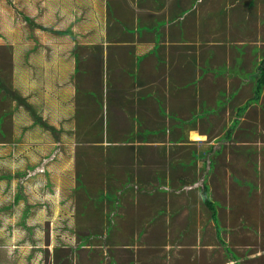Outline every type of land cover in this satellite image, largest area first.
Listing matches in <instances>:
<instances>
[{
	"label": "rangeland",
	"instance_id": "obj_1",
	"mask_svg": "<svg viewBox=\"0 0 264 264\" xmlns=\"http://www.w3.org/2000/svg\"><path fill=\"white\" fill-rule=\"evenodd\" d=\"M68 1L72 2L73 6H79L75 0ZM177 1H171V6L173 7ZM185 1L189 2L190 7L195 2V0ZM207 1H209L207 13H201L203 19L194 17L195 13L200 12L192 7L188 9V6L182 9L183 16H189L192 24H190L191 32L195 33L191 39L197 43L201 42L200 48H203V52H207V60H198L200 64H205V69L202 71L207 72L208 70L215 76L225 77L235 69L237 75H241L240 71H243V75L249 77L248 67L260 64L264 60H248L246 61L248 65L243 62L245 67L236 66L235 63L239 65L242 62L238 59L236 45L242 40L247 44L245 46L255 48L247 54L253 55L257 50H259L258 53H264V49H262L264 47V0H237V2L233 0L235 5L231 8L227 5L228 0ZM64 6L65 0H0V129L4 138L11 142L10 145L13 142L11 133L14 122H21L23 126L28 127H31L35 120L43 122L42 114L38 113L40 106L37 111L31 106L35 105L34 103L29 104L13 89L17 86L14 66L21 63L24 66H29V58L32 57L30 66L37 70L43 68V56L46 58L45 55L47 52L49 53L42 44L46 41L47 31H43V27L45 29L60 27V12ZM177 16L179 15L177 14ZM175 21L177 23L173 25L176 28L187 26L185 21H181V24L178 25V18ZM206 32L207 35H205ZM234 35L238 39H235ZM172 37L176 38V34ZM180 38L182 39L181 34ZM167 40L170 41L168 36L164 43ZM174 44L175 46L166 52V57L163 54L165 64H167L171 51L177 46H183ZM159 47L158 45L157 48ZM217 47H219V52L216 50ZM226 50L231 53V57L228 60L226 58L227 61L224 62ZM44 51L46 52L44 53ZM34 55H38L36 62L33 60V58L35 59ZM155 56L159 59L160 53H155ZM182 57L180 56L178 60L182 61ZM39 62H41L40 66L33 65ZM189 64L195 66L196 60L190 59ZM171 65L172 62H168V66ZM184 77L185 74H183ZM221 83H218L217 77L207 75V83L203 84L199 99L195 97L198 90L192 89L195 96H191L190 88L183 89L180 84L176 86L173 84V87L177 94V100L186 99L189 110L182 109L184 112L195 110V112L207 113L206 117L201 118L203 125L200 124L201 127H207L206 146L207 160H209L207 186L211 197L219 202L217 205L219 226L224 230H220V227L215 225L211 218V211L207 206L202 208L205 214L198 212L197 216L193 212V209L195 212H197L196 209L200 211L199 204L195 200L197 197L191 195L187 197L185 190L177 194L174 190L177 185L174 175L169 177L171 184L165 185L168 175L163 165H160L159 158H151L150 161L145 162H143L145 158H142L141 162L135 166L136 172L128 173L130 181L140 185L141 182H138L139 175L137 174L141 173L140 175L143 177L146 173L145 181H149L151 176H154L155 173L160 174L161 171L164 190L163 194L158 196L159 198L157 196L151 198L153 203L157 202V206H153V210L152 208L151 210H136L137 216L146 218L137 226V230L147 232L146 236H139L142 246L146 248L144 250L132 248L131 253L130 249L124 248L125 239L122 236L113 242L114 246L110 249L106 247L102 230L111 226L110 233L114 232L117 229L118 221L114 219V222L109 221L110 225L105 226L108 223L101 220L99 212L95 209H86L83 202L80 206L83 209L78 211L77 205L80 208L78 198H82L79 193L81 187H84V190L88 187L80 186V183H77L81 179L77 178L78 181H76L78 172L72 166L68 168V170L73 169L71 177L68 179H66L67 176H63L61 179L59 173H53L56 167L60 166V158H51L41 170L38 167L43 164L44 159L36 158L38 167L34 174L30 173L32 168H28L31 166L28 160L31 154L39 150V146L36 149L35 143H32L31 147L19 146L13 148L11 152H4L3 155L7 158H0V264H109L111 260L114 261V264H264V88L260 99L251 102L252 105L249 103L247 113H244L243 110L242 116H240L237 111L239 105H242L245 99L252 98L254 90L250 92V89L247 91L244 89L233 99L230 98L233 91L229 83L227 85ZM244 87L252 88L249 80H244ZM163 92L161 90L160 93ZM122 93L128 96L126 91ZM20 94L24 96L25 92H20ZM162 99L164 97L157 98V101H161L163 108L161 109L165 110L166 115L188 116L182 111L173 112L170 109V104L166 105ZM154 100L156 102L155 98ZM112 101L115 102L116 99ZM125 101L130 103L128 100ZM103 102L100 101L97 106H94L92 112L90 110L86 114L79 112L78 123H92L91 121L95 117L96 126L101 134L102 126L108 125L111 119L110 110L109 114L103 115ZM167 106L168 110H166ZM154 107L156 113L159 114L158 103L154 104ZM222 107L226 108L221 110ZM86 111L84 110V112ZM146 111L151 112L152 110L147 106ZM163 115H158V121L163 119L164 123L165 115ZM147 121L150 122V118ZM147 121L141 119L136 123V126L140 127V131L148 133L151 123ZM158 121L154 123L159 126L158 129L156 127V131L166 129L164 125L157 124L160 123ZM44 123L49 128V124ZM130 124L133 122L127 125ZM34 127L36 128V126ZM37 128L35 132H33V128L31 129L32 139H36L37 144L42 142L45 134L49 133L52 134L51 138L54 137L50 131L47 133L44 132V129ZM129 129L132 130L130 127ZM127 133L130 134L132 131ZM192 135L195 140L200 138L196 132ZM238 143H243L245 146L236 145ZM212 148L214 150L211 152ZM173 151L177 152V149L174 147ZM189 151L185 154H189ZM87 162L89 161H85V163ZM28 169H30L29 172ZM46 169H49L51 176L48 172L45 173ZM106 171L107 175L112 174L110 168ZM8 175L9 177H7ZM124 179L121 178V181ZM99 182L100 178L94 181L97 191ZM188 182L192 183V180L189 179ZM90 193L94 194V191ZM135 196L141 198L139 193ZM102 197L101 192L93 196V199L98 201ZM62 202L67 205V211L69 209L67 215L66 212L59 210L58 204ZM172 207L181 209L177 210L178 213L175 216L179 217L174 221L166 215V213H170L168 210ZM122 214L125 212L121 211L118 216L121 218ZM156 214L163 215V218L155 217ZM187 215L190 218V225L196 221L194 231H189L196 248L200 251H207V254H197L194 251H191V254L181 253L182 249L175 253L173 246L172 257L175 258H163L155 248L156 243L152 242H155L154 239L160 232L162 235L167 231L173 233L170 241L174 242L178 236L176 234L178 229L185 222L187 223ZM68 218L72 222H69ZM163 220L164 226L161 227L159 222ZM86 223L87 226H83ZM118 232L123 233L121 230ZM203 239L205 240L204 245ZM126 245L132 247V244L129 245L128 242ZM176 254H179V258Z\"/></svg>",
	"mask_w": 264,
	"mask_h": 264
},
{
	"label": "crops",
	"instance_id": "obj_2",
	"mask_svg": "<svg viewBox=\"0 0 264 264\" xmlns=\"http://www.w3.org/2000/svg\"><path fill=\"white\" fill-rule=\"evenodd\" d=\"M75 1L79 3V6H73L72 2L65 0V6L60 12V27L47 29L43 27V31H47L45 34L46 41L42 44L49 51L45 55L46 58L43 56V68L39 70L32 68L30 66L32 57L29 58V66H24L22 63L14 66L17 86L13 89L29 104L34 103L35 105L32 104L31 106L37 111L38 106H40L38 113L42 114L43 122H40V119V121L35 120L31 127L23 126L21 122H14L11 145V142L1 134L0 129V158H7L3 153L11 152L15 147H31L32 143H35L36 149L39 146V150L31 154L28 160L29 165H31L28 168H32L30 173L33 174L38 167L36 158L44 159L43 164L38 167L40 170L44 169L51 158H60V166L56 167L53 173H59L61 179L63 176H67L66 179H68L75 168L78 172L76 173V181H78L77 178L83 179L86 184L81 180L77 183H80V186L86 185L88 187L85 190L84 187H81L79 193L82 198H78L79 207L83 202L86 209L97 210L101 220L107 223L109 221L114 222V219L118 221L117 229L114 232L110 233L111 226L102 230L106 247L112 249L113 242L118 237L123 236L125 249H130L131 253L133 249L144 250L146 247L142 246L139 236H146L147 232L137 230V226L146 218L137 216L136 210H151V208L153 210V206H157V202L153 203L151 198L154 196L159 198L158 196L162 195L164 190L161 171L160 174L155 173L154 176H151L149 181H145L146 173L143 177L140 175L141 173L137 174L139 175L138 182H141L140 185L130 181V174L128 173L136 172L135 166L141 162L142 158H145L143 162L150 161L151 158H159L160 165H163L168 175L165 185L171 184L169 177L174 175V180L177 183L174 187L175 192L180 194L185 190L187 197L189 195L197 197L195 200L199 204L200 211L196 209L197 212H195L193 209V212L197 216L198 212L205 214L202 211V208H205L202 192L203 188L207 187L209 160H207L206 146L207 127H201L200 124H202L201 118L206 117L207 113L195 112V110L184 112L183 110H189L186 99H176L177 94H175L173 84L174 86L180 84L183 89L190 88L191 96H195L193 90H198L195 97L199 99L201 88L203 84L207 83V75H211L218 78V83L222 82L221 84L226 85L229 83L234 93L232 98L235 99L236 95L244 89L245 91L250 89L252 92V88L244 87V80H249L251 86L252 80L250 76H244L243 71H240L241 75H237L235 69L225 77L202 71L205 69V64H200L198 60H207V52H203V48H200L201 42L197 43L191 39L195 33L191 32L192 24L189 16H183L182 9L188 6V9L192 7L200 12L195 13L194 17L202 18L201 13H207V3H209L207 0H195L191 7L189 2L185 0H178L173 7L171 6L173 0ZM227 5L231 8L235 3L233 0H228ZM229 7L226 8L229 9ZM261 8L263 9V6ZM177 18L178 25L181 24V21H185L187 26L176 28L173 24L177 23L175 21ZM180 19L182 20L180 21ZM207 32L211 33L208 30ZM174 34H176V38L172 37ZM167 36L170 41L167 40L164 43ZM234 36L235 39H238L236 35ZM240 42L242 45L238 43L236 49L238 59L242 62L239 65L235 63L236 66H244L243 62L247 64L246 61L248 60L261 61L264 59V53H258L259 50L253 55L247 54L255 48L245 46L247 44L242 40ZM174 43L183 46H177L173 49L167 64H165L166 52L175 46ZM158 45L159 48H157ZM216 50L219 52V47ZM152 52L154 54H151ZM155 53H160L159 59ZM163 54L165 55L164 58ZM180 56H183L182 61L178 60ZM34 57L33 60L36 62L38 55H34ZM230 57L231 53L226 50L224 62ZM190 59L196 60L195 66L189 64ZM168 62H172L170 67ZM33 65L38 67L41 62ZM183 74H185L184 78ZM161 90L164 92L160 93ZM123 91H126L128 96H125ZM20 92H25V97ZM160 97H164L162 100L165 101L166 105L169 106L170 104V109L173 112L182 111L188 116L166 115L165 110H162L161 101H157V98ZM113 99L116 101L113 102ZM248 99L239 105L237 111L240 116H242L243 110L244 113L248 111L249 106L246 104ZM125 100L130 101V103H126ZM100 101H104L103 115L109 114V110L111 113L110 122L108 125L102 126L103 132L101 134H99L96 126L95 117L91 121L92 123L79 124L77 120L79 112L84 114L89 113V110L92 112L93 107L97 106ZM156 103L160 108L159 114L155 111L154 104ZM244 105H246L245 108H243ZM147 106L151 108V112L146 111ZM168 106L166 110L169 109ZM224 108L222 107L221 110ZM84 110L87 111L84 112ZM163 114L165 115L164 123L163 119H159L160 123L157 124L164 125L166 129L156 131V127L158 129L159 126L154 123L158 121V115ZM91 116L93 117V115ZM149 118L150 122L147 121ZM141 119L151 123L148 133L140 131V127L136 126V123L140 122ZM44 122L49 124V128ZM130 122L133 124L127 125ZM34 126L40 130L44 129V132L47 133L50 131L54 137L51 138L52 134H45L42 142L37 144L36 139H32L31 129L33 128V132L37 131ZM128 131H132V133L129 134ZM195 132L200 137L197 138L198 140L193 139L192 134ZM236 145L245 146L243 143ZM174 147L177 152L173 151ZM213 150V148L210 149L211 152ZM187 151L189 154H185ZM85 161L89 162L85 163ZM71 166L73 169L68 170ZM109 168L113 175L105 173ZM46 172L51 176L49 169H46ZM78 175L79 177H77ZM97 178H100L97 185L98 191L94 185ZM121 178H125L124 181H121ZM152 179L156 180L151 181ZM189 179L192 180V183L188 182ZM235 181L238 182V180ZM93 191L94 194H91L90 192ZM101 192L103 197L94 201L93 196ZM138 193L141 198L135 196ZM132 195L133 197H131ZM58 207L59 210L66 212V215L68 214L69 209L67 211L65 203H59ZM77 209L80 211L83 207L78 208L77 205ZM177 210L180 211L181 209L172 207L168 210L170 213H166L167 217L173 221L176 220L179 217L175 216L178 213ZM121 211L125 214H122L120 218L118 214ZM149 216L152 217L150 214ZM159 216L163 218V215H155V217ZM78 218L81 220L80 217ZM68 220L72 222L70 218ZM164 220L158 221L159 226H164ZM194 222L196 224V221ZM161 223L163 224L161 225ZM90 224L92 223L90 222ZM190 224V218L187 215V223L185 222L178 229V233H176L178 236L174 242L170 241L173 234L171 231L162 235L160 232L154 239L155 242H152L156 243L157 247L155 246V248L158 254L163 258L171 259L175 258L172 257L174 249L175 253L182 249L181 253L188 252L191 254V251H194L197 254H207V251H200L196 248L189 234V231H194L195 225ZM108 225L110 224L105 226ZM83 226H87V223ZM120 230L123 233H119ZM153 232L157 234L156 231L153 230ZM204 241L203 239V245ZM127 242L129 245L132 244V247L127 246ZM176 255L179 258V254ZM110 263L114 264V261L111 260Z\"/></svg>",
	"mask_w": 264,
	"mask_h": 264
},
{
	"label": "trees",
	"instance_id": "obj_3",
	"mask_svg": "<svg viewBox=\"0 0 264 264\" xmlns=\"http://www.w3.org/2000/svg\"><path fill=\"white\" fill-rule=\"evenodd\" d=\"M26 18L28 17L26 16ZM248 74L252 80V91L254 90V96L250 99V101L256 102L257 100L260 99V94L262 92V89L264 88V61H261L260 64L251 65L250 68L248 67ZM233 95L234 93H231L230 98H232ZM245 106L246 105H244L243 108H245ZM7 177H9V175ZM202 193H203V203L211 211L212 220L214 221L217 227H220V230L221 229L224 230L223 227L219 226L220 222L217 214V210H218L217 205H219V202L211 197L208 186L207 187L205 186L203 188Z\"/></svg>",
	"mask_w": 264,
	"mask_h": 264
},
{
	"label": "clouds",
	"instance_id": "obj_4",
	"mask_svg": "<svg viewBox=\"0 0 264 264\" xmlns=\"http://www.w3.org/2000/svg\"><path fill=\"white\" fill-rule=\"evenodd\" d=\"M250 99L251 98H249L248 100H247V103L246 104H249V103H251L252 101H250ZM210 168V167H209Z\"/></svg>",
	"mask_w": 264,
	"mask_h": 264
}]
</instances>
